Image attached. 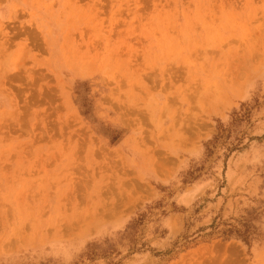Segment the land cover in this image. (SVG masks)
Masks as SVG:
<instances>
[{
	"label": "rangeland",
	"instance_id": "obj_1",
	"mask_svg": "<svg viewBox=\"0 0 264 264\" xmlns=\"http://www.w3.org/2000/svg\"><path fill=\"white\" fill-rule=\"evenodd\" d=\"M0 264H264V0H0Z\"/></svg>",
	"mask_w": 264,
	"mask_h": 264
},
{
	"label": "bare ground",
	"instance_id": "obj_2",
	"mask_svg": "<svg viewBox=\"0 0 264 264\" xmlns=\"http://www.w3.org/2000/svg\"><path fill=\"white\" fill-rule=\"evenodd\" d=\"M136 30H137V29H136ZM261 30H262V29H261ZM126 34H127V33H126ZM194 54H195V53H194ZM200 54H201V53H200ZM231 66H232V65H231ZM236 67H237V66H236ZM239 70H240V69H239ZM230 72H231V71H230ZM233 72H234V71H233ZM233 72H231V73H233ZM237 72H238V71H237ZM225 75H226V74H225ZM233 75H235V74H233ZM227 76H228V75H227ZM229 77H230V76H229ZM229 77H228V78H229ZM233 77H235V76H233ZM233 77H232V78H233ZM233 80L235 81V79H233ZM233 83H234V82H233Z\"/></svg>",
	"mask_w": 264,
	"mask_h": 264
}]
</instances>
